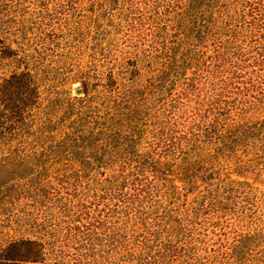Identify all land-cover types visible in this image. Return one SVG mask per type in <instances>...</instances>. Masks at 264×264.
Returning a JSON list of instances; mask_svg holds the SVG:
<instances>
[{"label": "rangeland", "instance_id": "obj_1", "mask_svg": "<svg viewBox=\"0 0 264 264\" xmlns=\"http://www.w3.org/2000/svg\"><path fill=\"white\" fill-rule=\"evenodd\" d=\"M187 2L13 0L8 4V20L20 26L11 23L16 32L0 33V48L6 45L13 50L1 55L0 85L11 74L24 72L26 66L39 72L41 104L25 113L26 124L31 126L33 120L65 115L61 108L49 110L47 102L52 98L81 110L77 101L84 98V92L92 94L93 104L99 106L98 92L111 90V98L123 97L122 110L132 111L133 120L143 115L138 124L143 135L137 149L141 156L158 154L165 163L156 178L150 172L140 177L145 191L140 204L143 221L130 222L123 230L129 237L136 230L130 242L126 239L134 246L146 230L158 229L160 233L149 244L150 250L135 253L137 263L126 259L121 264H264V20L261 29L251 32L249 47L230 43L220 34L207 44L195 39L181 56V47L175 43L181 35L175 24ZM212 2L220 5L214 19L221 20L220 14L238 1ZM202 12L203 16L211 15V9ZM220 40L225 54L217 57L215 49ZM167 47L177 50L176 63L189 56L190 64L182 70L178 87L169 86L167 100L159 102L157 91L150 89ZM242 47L251 53L234 65L236 57L243 54ZM230 79L232 84L223 94L227 97L220 98V104L209 103L206 98L203 101L205 94L218 92L222 80ZM179 90L185 98L172 104ZM129 96L136 98V108H131L134 103L127 101L132 99ZM18 98L16 90H11L3 99L4 110H15ZM142 98L147 106L139 105ZM166 136L176 144L175 155L155 149V143L159 141L160 146ZM91 153L84 151L81 159L89 160ZM119 159L102 156V162L111 164L109 170L86 173L78 188L83 187L92 201L101 203L99 197L104 193L99 182L122 169ZM97 160L90 159L99 165ZM67 162L54 164L51 173L65 174L78 168ZM180 215H184V223H192L183 225L185 233L169 237L165 227ZM24 216L15 210L0 213V241L36 236L27 222H19ZM162 238L175 250L173 256L160 257L157 253L155 245ZM100 256L97 253L95 258Z\"/></svg>", "mask_w": 264, "mask_h": 264}, {"label": "trees", "instance_id": "obj_2", "mask_svg": "<svg viewBox=\"0 0 264 264\" xmlns=\"http://www.w3.org/2000/svg\"><path fill=\"white\" fill-rule=\"evenodd\" d=\"M236 1V6L229 7L220 14L221 20H216L214 15L219 11H214L220 5H213L212 0H188L181 19L175 24L180 30L179 36L181 35L175 42L181 47V56H185L184 53L195 39L200 38L207 44L208 40L220 34H225L230 43L249 47L251 32L254 28H262L260 25L264 20V0ZM12 3L13 0H0V33L16 32L17 29L15 26L11 27V23H15L16 27L20 26L18 22L8 20L7 15L11 11L8 4ZM209 9L211 15L203 16L202 11ZM198 22L200 23L197 24ZM5 26H8L7 30ZM217 42L215 50L217 57H221L225 54L224 42ZM163 50L165 56L159 64L153 88L150 89L151 92L157 91L155 98L159 102L167 100L169 86L178 87L176 83L184 74L182 70L190 64L189 56L176 63L177 50L169 47ZM12 51L10 47L3 45L0 48V58L2 54ZM242 51L243 54L239 55L240 58L236 57L234 65L251 53L246 48ZM38 74L37 70L26 66L24 72L11 74L0 85V213L11 214L14 210L23 213L24 220L19 222H27L26 225L36 234L34 238L0 241V264H121L126 259L137 263V259L133 258L135 253L143 254L147 249L150 250L149 244L158 239L160 230H146L142 240L134 246L128 241L136 230L129 237L123 229L130 222L134 225L140 224L138 220L143 221L144 212L140 204L143 203L145 191L139 182L149 172L156 178L165 163L161 160L162 156H141L137 149L138 140H142L143 135V130L138 127L143 115L133 120L132 111L122 110L120 102L123 97L111 98V90L98 92L102 108H99L101 102L99 106H95L93 95L84 92V98L77 101L81 110H75L74 105H61L57 98H52L47 102L49 110L57 112L61 108L65 115L45 118L40 122L33 120L34 126L28 125L25 113L41 104ZM206 77L209 79V76ZM230 80H222L218 92L207 96L205 94L203 101L206 98L213 104L220 101V98L227 97L223 94L231 86L232 79ZM13 89L19 97L16 100L18 106H15V110H4L3 99ZM183 95L185 93L179 90L172 104L184 100ZM135 99L127 101L134 103ZM144 99L139 101L141 107L148 105ZM131 108H136L135 103ZM28 137H33L34 140L28 141ZM163 141L160 146L159 141L155 143V149L159 148L166 155H175L177 148L174 140L166 136ZM86 150L92 151L91 156L88 157L89 160H82L81 156ZM102 156L121 158L119 160L123 164L120 166L121 170L114 172V176L99 182V189L104 194L99 197L102 199L101 203H96L91 200L89 191L85 192L83 187H78L86 173L97 169H104V173L109 170V159L102 162ZM92 157H97L100 164L90 161ZM62 161H69L67 165H78V168L66 171L65 174L51 173L50 168ZM132 170L133 173L130 174ZM141 192L144 193L143 197L140 196ZM183 218L184 215H180L165 227V233L169 232V237L179 232L185 233L187 228H183V225L189 226L192 222L184 223ZM144 228L146 229L145 226ZM155 246L160 257H171L175 252L164 238ZM97 253L102 255L100 259L95 258ZM104 253L111 255L105 256Z\"/></svg>", "mask_w": 264, "mask_h": 264}, {"label": "water", "instance_id": "obj_3", "mask_svg": "<svg viewBox=\"0 0 264 264\" xmlns=\"http://www.w3.org/2000/svg\"><path fill=\"white\" fill-rule=\"evenodd\" d=\"M81 92V90H77V93H80Z\"/></svg>", "mask_w": 264, "mask_h": 264}]
</instances>
